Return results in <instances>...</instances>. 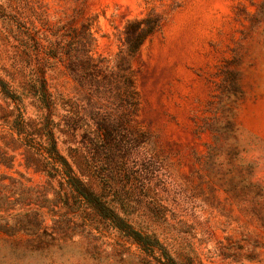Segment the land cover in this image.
Returning <instances> with one entry per match:
<instances>
[{
	"label": "rangeland",
	"instance_id": "rangeland-1",
	"mask_svg": "<svg viewBox=\"0 0 264 264\" xmlns=\"http://www.w3.org/2000/svg\"><path fill=\"white\" fill-rule=\"evenodd\" d=\"M40 74L94 200L178 264H264V0H0V78ZM16 137L0 121V264H158Z\"/></svg>",
	"mask_w": 264,
	"mask_h": 264
},
{
	"label": "trees",
	"instance_id": "trees-1",
	"mask_svg": "<svg viewBox=\"0 0 264 264\" xmlns=\"http://www.w3.org/2000/svg\"><path fill=\"white\" fill-rule=\"evenodd\" d=\"M132 24V32L131 34L126 33L124 45L127 52L137 54L145 40L159 27V24L157 19L152 22L149 19H143ZM0 97L14 105L13 109L2 111L0 121L14 132L17 136L14 142L28 150L39 164L41 172L49 178H59L61 185L75 187L79 196L90 205H99V214L102 218L111 220L116 229L131 238L149 256L153 257L158 253V264H178L155 235H142L134 231L113 210L108 208L105 202L99 200L98 203L94 200L93 194L74 176L68 161L57 148L55 137L57 124L54 121L57 103L47 89L43 74L34 76L31 86L22 88L19 94L0 78ZM29 97L31 101L27 105L25 101ZM28 106L35 109L36 121L27 117Z\"/></svg>",
	"mask_w": 264,
	"mask_h": 264
}]
</instances>
